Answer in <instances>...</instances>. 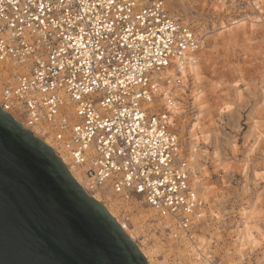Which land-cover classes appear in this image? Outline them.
I'll list each match as a JSON object with an SVG mask.
<instances>
[{
	"label": "built area",
	"instance_id": "obj_1",
	"mask_svg": "<svg viewBox=\"0 0 264 264\" xmlns=\"http://www.w3.org/2000/svg\"><path fill=\"white\" fill-rule=\"evenodd\" d=\"M253 1L240 4L262 15ZM200 44L167 0H0V110L48 141L88 196L138 199L168 241L193 245L204 204L169 113L151 104L186 97L181 70Z\"/></svg>",
	"mask_w": 264,
	"mask_h": 264
},
{
	"label": "rangeland",
	"instance_id": "obj_2",
	"mask_svg": "<svg viewBox=\"0 0 264 264\" xmlns=\"http://www.w3.org/2000/svg\"><path fill=\"white\" fill-rule=\"evenodd\" d=\"M167 1L171 14L191 29L205 31L201 77L189 78L186 97L177 91L183 112L172 129L185 156L195 145L198 176L212 189L213 199L193 245L168 241L162 220L145 217L149 208L138 199L128 203L104 192L108 197L98 200L106 206L111 200L118 203L117 219L153 264H264V14L241 6V0H225L220 11L213 8L214 0H205L206 6ZM254 19L259 21L248 24ZM228 20L234 24L224 27ZM2 83L0 78V87ZM245 215L256 241L245 243L246 248L238 240Z\"/></svg>",
	"mask_w": 264,
	"mask_h": 264
},
{
	"label": "water",
	"instance_id": "obj_3",
	"mask_svg": "<svg viewBox=\"0 0 264 264\" xmlns=\"http://www.w3.org/2000/svg\"><path fill=\"white\" fill-rule=\"evenodd\" d=\"M0 264H148L52 149L1 110Z\"/></svg>",
	"mask_w": 264,
	"mask_h": 264
},
{
	"label": "bare ground",
	"instance_id": "obj_4",
	"mask_svg": "<svg viewBox=\"0 0 264 264\" xmlns=\"http://www.w3.org/2000/svg\"><path fill=\"white\" fill-rule=\"evenodd\" d=\"M188 1H190V3L192 2H195L196 4H200V5H202V6H206V4L204 3V1L205 0H188ZM220 1H222V0H214L212 3H213V8L215 9V11H220V5H222V4H225V0L223 1V2H220ZM168 2V1H167ZM256 2V1H255ZM211 4V3H210ZM263 12H262V15L261 16H263ZM259 16V15H258ZM255 17V16H254ZM264 17V16H263ZM263 19V18H262ZM261 19V20H262ZM258 21H259V19H258ZM257 20L255 21V19L252 21L251 20V22L250 23H248V24H250V25H253V24H255L256 22H258ZM232 24H234V22H230L229 20H228V22H227V24H225L224 23V27H227V26H230V25H232ZM258 25V24H257ZM263 25V24H262ZM190 27V26H189ZM223 27V28H224ZM252 28V27H251ZM191 29V28H190ZM192 30H194V32L192 31ZM191 31L193 32V34L198 38V39H202V37H204V35H205V31H203V30H201V31H198V30H196L195 28L194 29H191ZM201 44V46H200V49H203V45H204V41H201L200 42ZM201 52V50L199 51V53ZM199 53H198V57H199ZM198 62H200L199 61V59H198ZM200 66V65H199ZM199 66H198V63H197V65L196 66H194V67H189L188 69H186V70H181V75L183 76V77H186V79L187 80H189V78H194V79H197L198 77H201V76H199V73H200V69H199ZM0 69H1V66H0ZM3 72H5V71H3ZM165 76H170L171 78L172 77H174V75H175V69L174 68H169V69H167L166 71H165ZM3 75H5L6 76V74L4 73ZM183 81L184 82H186V80H185V78H183ZM191 81V80H190ZM171 82V81H170ZM194 82V81H193ZM166 87H161L160 88V92H162V94H163V91H164V89H165ZM183 92V89H178V92ZM199 93V92H198ZM200 94V93H199ZM164 95V94H163ZM195 95H197V94H195ZM179 96H180V94H179ZM176 97H177V95H176ZM198 97V96H197ZM197 101V100H196ZM195 101V102H196ZM151 106L154 108V109H156V110H158V109H163V110H166L168 113H169V116H168V124H169V129L171 130V131H173V132H175L172 128H176L177 129V120H178V117L181 115V113L183 112L182 111V104L178 101V99L177 98H174V103H173V106L172 107H168V106H166L165 105V103H164V100H163V97H159L157 100H155L152 104H151ZM193 126V125H192ZM196 127V126H195ZM175 129V130H176ZM178 135V134H177ZM193 137V136H192ZM179 138V137H178ZM43 143L46 145V146H48L50 149H51V146L49 145V143H48V141H43ZM182 150H183V147H182ZM196 151H197V149H196V147H195V145H192L191 147H189L188 149H187V151H186V156H185V153H184V156H185V159H186V162H187V167H188V170H189V184H190V186L192 187V189H194L197 193H198V196H199V198H200V200H201V202H203V204H204V206H203V212H205L206 211V206L207 207H209L210 206V203H211V201H212V199H213V196H212V189L204 182V180L205 179H203V178H201V177H199L198 176V170H197V163H198V161H197V159H196ZM217 160V159H216ZM61 161V160H60ZM62 164L63 165H68V161L66 160V159H64V158H62ZM68 167V172H69V174L71 175V177L74 179V181L77 183V184H79L80 183V178H79V176L73 171L74 169L71 167H69V166H67ZM80 185V184H79ZM107 196V195H106ZM105 195H103V194H93L92 196H90V197H92L96 202H98V203H100L101 204V202H100V200H98V199H100L101 197L102 198H104V197H106ZM108 197V196H107ZM101 198V199H102ZM119 200H122V201H124V202H128V203H131V202H129L130 200H124V199H119ZM131 200H134V199H131ZM114 200H111V204L110 205H103V204H101L104 208H105V210L108 212V214L116 221V223L120 226V228L123 230V232L128 236V238L132 241V239L131 238H133V236L131 235V232H130V230L128 229V227H127V225L126 224H124L123 222H120L118 219H117V217H116V214H115V210L117 209L115 206H117L118 205V203H114L113 202ZM122 203V202H121ZM128 203H126V204H128ZM132 203H134V205H140V203L139 202H137V201H134V202H132ZM142 209V208H141ZM119 210V209H118ZM202 210V209H201ZM146 212H145V217H153L154 216V218L155 219H159L157 216H156V214L152 211V210H150V209H146L145 210ZM144 212V211H143ZM157 217V218H156ZM244 217H247L246 215L244 216ZM248 219H249V217H247L246 218V222L244 221V223H245V228H244V231L243 232H240L239 233V237H238V240L240 241V243L242 244V246L244 247V248H246L245 247V243H249L250 241H252V239H253V237H254V235H253V231L254 230H252V232H251V230H250V226H249V224H248ZM154 220V219H153ZM161 220V219H160ZM133 221V220H132ZM162 222H164L163 220H162ZM133 225V224H132ZM248 225V226H247ZM137 226V225H136ZM164 226V225H163ZM243 226H244V224H243ZM157 227V226H156ZM135 228V227H134ZM137 228V227H136ZM254 228V227H253ZM143 229V228H142ZM141 229V230H142ZM140 230V229H139ZM131 231H132V229H131ZM255 232H256V230H255ZM134 233V232H133ZM256 238V237H255ZM257 239V238H256ZM184 241H186V240H184ZM253 241H255V239H253ZM256 242V241H255ZM183 245V244H182ZM253 245V244H252ZM255 245V244H254ZM196 246V245H195ZM250 246V245H249ZM138 247V246H137ZM139 249V248H138ZM199 249V248H198ZM201 250V249H200ZM140 251V250H139ZM142 251V250H141ZM193 251V250H192ZM141 253V252H140ZM198 253H199V251H198ZM142 254V253H141ZM191 254V253H190ZM203 254V253H202ZM143 255L145 256H143L144 258H147L148 259V254L147 253H145V252H143ZM202 256V255H201ZM206 258V257H205ZM200 259V258H199ZM146 260V259H145ZM147 261V260H146ZM148 262H149V264H153L152 263V259L150 260V259H148ZM147 262V263H148Z\"/></svg>",
	"mask_w": 264,
	"mask_h": 264
}]
</instances>
